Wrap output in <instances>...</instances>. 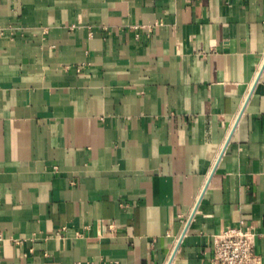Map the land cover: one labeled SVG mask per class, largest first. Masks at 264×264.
<instances>
[{
    "label": "crops",
    "instance_id": "obj_1",
    "mask_svg": "<svg viewBox=\"0 0 264 264\" xmlns=\"http://www.w3.org/2000/svg\"><path fill=\"white\" fill-rule=\"evenodd\" d=\"M237 226L264 264V0H0V264H211Z\"/></svg>",
    "mask_w": 264,
    "mask_h": 264
},
{
    "label": "built area",
    "instance_id": "obj_2",
    "mask_svg": "<svg viewBox=\"0 0 264 264\" xmlns=\"http://www.w3.org/2000/svg\"><path fill=\"white\" fill-rule=\"evenodd\" d=\"M57 235H61L58 231ZM252 226L227 227L215 236L211 264H256L255 239ZM80 264V263H78ZM98 264H105L103 262Z\"/></svg>",
    "mask_w": 264,
    "mask_h": 264
}]
</instances>
